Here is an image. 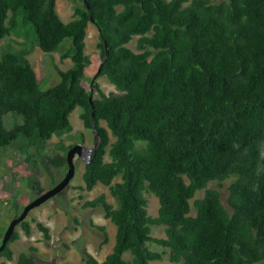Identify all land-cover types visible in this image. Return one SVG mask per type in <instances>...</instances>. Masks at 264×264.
I'll use <instances>...</instances> for the list:
<instances>
[{"label":"trees","instance_id":"obj_1","mask_svg":"<svg viewBox=\"0 0 264 264\" xmlns=\"http://www.w3.org/2000/svg\"><path fill=\"white\" fill-rule=\"evenodd\" d=\"M73 2L65 23L57 0H0V43L9 41L0 46V150L42 161L54 186L67 157L41 153L54 136L72 131L70 116L82 110L96 142L77 189L109 188L115 205L101 194L83 207L100 208L116 226L112 252L100 262L83 249V263L152 264L166 256L173 264L264 262V0ZM90 23L99 32L101 64L89 84L99 99L84 85ZM135 37L137 52L128 46ZM37 48L48 55L63 48L61 59L73 63L66 72L57 68L60 82L47 91L28 59ZM101 77L116 92L104 94ZM9 116L17 120L11 129ZM231 178L227 209L209 185ZM33 181L35 194L44 193ZM146 194L159 201L156 218ZM15 209L17 217L24 206ZM155 225L165 238L152 236ZM19 226L31 235L30 223ZM90 226L103 234L100 249L109 244L106 227ZM37 229L50 240L49 228ZM19 239L15 231L0 264L13 261ZM17 264L37 262L22 253Z\"/></svg>","mask_w":264,"mask_h":264},{"label":"rangeland","instance_id":"obj_2","mask_svg":"<svg viewBox=\"0 0 264 264\" xmlns=\"http://www.w3.org/2000/svg\"><path fill=\"white\" fill-rule=\"evenodd\" d=\"M211 1L217 4L226 0ZM73 4V0H57V12L65 23L70 22L73 18ZM87 33L85 53L90 58L91 65L85 70L86 78L84 85L94 99H99L101 97L100 93L96 90H91L89 84V81L98 73L101 64L100 50L97 47L100 41L99 32L95 25L90 23ZM137 40L138 38L135 37L128 45L129 48L136 52ZM8 42V40H4L0 43V46L6 47ZM62 52L63 48L59 52L48 55L37 48L29 57L43 91L49 90L60 82L57 68L66 72L73 66L71 60L61 59L60 53ZM96 82L104 94L109 95L110 93L116 92L106 77H101ZM81 113L82 110L77 108L71 114L70 122L72 124V131L61 136H54L47 143V149L42 151L41 156L53 157L56 154H60L61 156L67 155L64 151L55 148L58 144H63L65 147L82 145L88 149H95L96 137L92 130L84 127L80 118ZM16 121L15 118L9 116L6 118V127L11 129ZM101 124L105 127V122ZM25 158V156L20 155L18 151L12 148L4 151L0 150V244L9 223L16 216V206H25L38 197L35 194L37 189H31L33 180H38L40 187L45 189V191L55 186H53L52 177L49 175L48 168L44 166L42 161H38L37 164L33 165V163L27 161ZM107 161H109V158H107ZM85 163L84 159L76 156L74 159L76 174L70 185L56 197L30 212L26 219V222L31 224L32 232L30 236H27L20 226L16 228V232L20 234V239L11 245L14 252V259L8 262V264H17V259L22 253L35 256L37 264H84L82 261L83 249H86L100 262L112 252L115 244L116 226L104 217L100 208L84 209L83 205L87 200H93L101 194L106 195L109 203L115 205V201L110 195L109 188L102 185H97L90 193L81 192L77 189L83 185L82 174ZM67 170V168L63 167L59 175H57L56 180L61 175L64 177ZM233 180L234 178H231L222 184L212 183L209 185L210 189L219 190L222 203L227 209H229L227 205L229 186ZM119 181L120 179L118 178L116 182ZM204 193V191L199 192L197 198L203 197ZM80 196H83V199ZM145 196L148 200L149 215L156 218L159 214V201L151 194H146ZM191 202L193 203V200ZM192 215H195L194 210L192 211ZM91 222L107 228L110 241L102 249L99 246L103 240V234L98 229L92 228L90 226ZM38 223L49 228L51 237L49 241L37 229ZM152 231L154 238H165V228L163 226H152ZM30 248H35L37 251L30 252ZM151 248L156 251L160 250L153 244H151ZM124 258L129 261L131 260V255L126 254ZM1 261L6 260L0 259ZM152 264L173 263L166 256L162 261H156ZM260 264H264V262Z\"/></svg>","mask_w":264,"mask_h":264},{"label":"water","instance_id":"obj_3","mask_svg":"<svg viewBox=\"0 0 264 264\" xmlns=\"http://www.w3.org/2000/svg\"><path fill=\"white\" fill-rule=\"evenodd\" d=\"M90 102L92 104V98H90ZM94 117V112L92 114ZM94 152V149H88L82 145H75L71 147L67 152V164L68 170L63 179L56 184L53 188L45 191L35 199H33L30 203L25 205L23 211L9 223L0 245V252H2L9 244V241L12 235L15 233L16 228L22 223L25 222L30 212L40 206H42L47 201L56 197L58 194L63 192L74 179L76 174V167L74 164V159L76 156L85 160L86 163L91 161V155Z\"/></svg>","mask_w":264,"mask_h":264},{"label":"crops","instance_id":"obj_4","mask_svg":"<svg viewBox=\"0 0 264 264\" xmlns=\"http://www.w3.org/2000/svg\"><path fill=\"white\" fill-rule=\"evenodd\" d=\"M62 19V18H61ZM63 20V19H62ZM30 57V56H29ZM29 57H28V59H29ZM29 61H30V59H29ZM31 63V62H30ZM33 66V65H32Z\"/></svg>","mask_w":264,"mask_h":264},{"label":"bare ground","instance_id":"obj_5","mask_svg":"<svg viewBox=\"0 0 264 264\" xmlns=\"http://www.w3.org/2000/svg\"><path fill=\"white\" fill-rule=\"evenodd\" d=\"M92 98V97H91ZM92 101H93V98H92Z\"/></svg>","mask_w":264,"mask_h":264},{"label":"clouds","instance_id":"obj_6","mask_svg":"<svg viewBox=\"0 0 264 264\" xmlns=\"http://www.w3.org/2000/svg\"><path fill=\"white\" fill-rule=\"evenodd\" d=\"M25 207V206H24Z\"/></svg>","mask_w":264,"mask_h":264}]
</instances>
